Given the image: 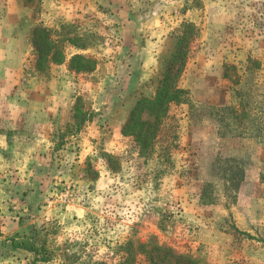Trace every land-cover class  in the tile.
<instances>
[{
	"label": "rangeland",
	"instance_id": "obj_1",
	"mask_svg": "<svg viewBox=\"0 0 264 264\" xmlns=\"http://www.w3.org/2000/svg\"><path fill=\"white\" fill-rule=\"evenodd\" d=\"M190 24L186 100L157 138L169 160L140 157L122 127ZM36 28L61 63L35 67ZM249 57L261 69L241 80ZM26 238L37 253L12 247ZM148 251L264 264V0H0V264H151Z\"/></svg>",
	"mask_w": 264,
	"mask_h": 264
},
{
	"label": "trees",
	"instance_id": "obj_2",
	"mask_svg": "<svg viewBox=\"0 0 264 264\" xmlns=\"http://www.w3.org/2000/svg\"><path fill=\"white\" fill-rule=\"evenodd\" d=\"M194 34V26L187 25L181 35L177 38L174 51L166 59L161 79L158 82L156 91L152 97L140 98L130 112V116L122 127V133L130 136L138 146V154L140 157H164L165 161L170 157V145H164V139H157L161 131V125L166 118L171 105H179L185 102L188 91L179 85L182 73L187 64V53L189 51V43ZM34 48V65L40 70L46 69L48 63H61L64 59L62 51L55 48L54 42L50 38L49 31L44 28H36L32 38ZM51 57L48 59V56ZM70 67L75 72L90 73L95 68V61L83 55H74L70 61ZM261 69V61L259 59L248 58L245 66V74L242 78L248 79L253 77L255 72ZM230 75L223 73V77L230 78ZM237 77V74L235 75ZM146 115L145 118L143 116ZM31 240V241H30ZM13 248L28 250L37 253L33 247L31 238L22 239L21 241L11 240ZM143 247V246H141ZM163 248L166 253L173 254L170 248ZM142 249V248H141ZM150 263H154V258L150 256ZM165 255V254H164ZM175 259H182V264H198V262L186 255H173ZM161 261L163 264L172 263L170 260ZM136 255L128 253L118 264H134Z\"/></svg>",
	"mask_w": 264,
	"mask_h": 264
}]
</instances>
